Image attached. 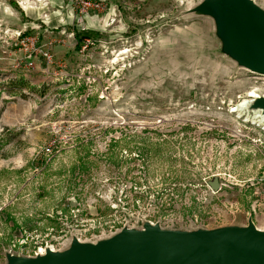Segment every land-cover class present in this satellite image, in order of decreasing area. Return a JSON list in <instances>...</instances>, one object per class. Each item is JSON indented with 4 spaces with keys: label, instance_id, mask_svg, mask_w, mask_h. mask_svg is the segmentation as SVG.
Instances as JSON below:
<instances>
[{
    "label": "rangeland",
    "instance_id": "obj_1",
    "mask_svg": "<svg viewBox=\"0 0 264 264\" xmlns=\"http://www.w3.org/2000/svg\"><path fill=\"white\" fill-rule=\"evenodd\" d=\"M205 4L0 0V264L146 226L264 231V76Z\"/></svg>",
    "mask_w": 264,
    "mask_h": 264
},
{
    "label": "water",
    "instance_id": "obj_2",
    "mask_svg": "<svg viewBox=\"0 0 264 264\" xmlns=\"http://www.w3.org/2000/svg\"><path fill=\"white\" fill-rule=\"evenodd\" d=\"M224 49L248 70L264 76V12L250 0H206ZM254 107L264 114V98ZM217 191L219 182H208ZM8 264H264V231L252 224L194 233H167L158 226L124 230L107 241L74 243L64 252L8 258Z\"/></svg>",
    "mask_w": 264,
    "mask_h": 264
},
{
    "label": "trees",
    "instance_id": "obj_3",
    "mask_svg": "<svg viewBox=\"0 0 264 264\" xmlns=\"http://www.w3.org/2000/svg\"><path fill=\"white\" fill-rule=\"evenodd\" d=\"M77 39L78 40H80V39L86 40V39H89V37H88V35L87 36H79V35H77ZM11 82L13 84H19L22 87H26V85H27L26 81L23 78H18L17 80L11 81ZM40 158L42 159V156H40Z\"/></svg>",
    "mask_w": 264,
    "mask_h": 264
},
{
    "label": "bare ground",
    "instance_id": "obj_4",
    "mask_svg": "<svg viewBox=\"0 0 264 264\" xmlns=\"http://www.w3.org/2000/svg\"><path fill=\"white\" fill-rule=\"evenodd\" d=\"M248 97L251 98V97H256V96H254V92H252V93H250V95H249ZM246 103H248V102L244 101L243 103L237 105L236 108L233 109V112H239V111L244 107V105H245ZM245 106H246V105H245ZM258 112H260V111H258ZM260 113H261V112H260ZM261 117L263 118V119H261V120L263 121V120H264V114H262Z\"/></svg>",
    "mask_w": 264,
    "mask_h": 264
}]
</instances>
